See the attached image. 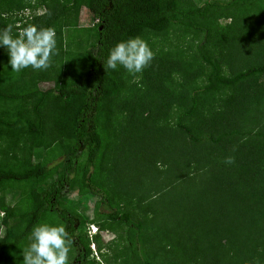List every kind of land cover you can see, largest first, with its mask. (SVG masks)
Returning a JSON list of instances; mask_svg holds the SVG:
<instances>
[{
  "label": "trees",
  "instance_id": "trees-1",
  "mask_svg": "<svg viewBox=\"0 0 264 264\" xmlns=\"http://www.w3.org/2000/svg\"><path fill=\"white\" fill-rule=\"evenodd\" d=\"M41 9L43 14H34ZM82 10L87 14L86 26L79 23ZM221 20L229 22L221 26ZM8 25L13 26L14 37L28 25L54 28L59 54L53 56L55 66L45 71L29 67L16 73L7 49L0 46V137L29 140L22 156L14 152L0 166V193L14 198L13 204L0 206V228L4 230L0 264H23V257L15 261L13 253L24 242L28 248L33 229L49 223L45 222L50 218L71 237L69 264H264V143L259 142L264 140V88L247 85L237 90L248 80L264 77V0H208L200 5L189 0H0V30ZM174 29L185 33L181 40L194 47L198 67L194 68V61L189 64L187 76L203 77L204 86L190 88L187 107L176 112L170 123L164 114L171 88L158 81L171 77L155 79L159 74H155L157 61L153 60L143 70L146 80L141 81L149 90L140 96L146 110L157 112L154 124L167 120L175 129L169 131L170 136L185 143L184 155L192 153L186 159L189 165H195L197 172L208 164L218 166L221 177L216 176L217 180L228 187L222 193L221 187L213 185L208 205L215 208V222L223 225L217 211L232 204L234 216L229 209L225 219L229 227L221 235L219 225L215 231L205 225V243L199 249L183 242L171 246L167 234L184 233L189 229L186 224L176 231V227L164 231L159 239L144 200L131 197L125 184H113L107 169L111 166L115 171L114 162L124 158L129 166L131 148L137 144L135 132L141 133L144 126L135 121L133 107L124 108L128 119L121 115L114 125L112 116L120 114L113 113L111 105L125 90V80L118 68L106 70L103 63L119 42L164 37ZM250 54L255 56L249 65ZM224 64L234 69L229 77L222 75ZM163 71L178 72L177 68ZM42 82L53 85L41 89ZM230 87L235 95L228 106L223 111L215 109L217 100L212 102V96ZM132 90L139 101V87ZM240 125H246L247 131L241 132ZM38 156L42 159L34 163L33 157ZM229 156L234 157L233 164L224 162ZM53 162L57 170L48 167ZM52 173H57L56 179L46 184ZM236 174L235 181L231 180ZM109 186L118 191L110 192ZM89 201H94L91 225H97L98 231H123L119 244L114 246L115 239L109 240L105 253L100 231L92 236L79 232L87 220L84 212ZM191 219L195 224L197 220ZM150 234H154L152 241ZM158 243L172 252L169 258L153 249ZM91 244L97 248L99 261L93 259ZM173 248L184 253L183 260L177 259ZM189 252L195 254L193 258Z\"/></svg>",
  "mask_w": 264,
  "mask_h": 264
},
{
  "label": "rangeland",
  "instance_id": "rangeland-1",
  "mask_svg": "<svg viewBox=\"0 0 264 264\" xmlns=\"http://www.w3.org/2000/svg\"><path fill=\"white\" fill-rule=\"evenodd\" d=\"M189 1L195 5H200L208 0ZM219 1L223 2L228 0ZM34 12V14L39 16L44 13V10L41 9ZM86 17L87 14H84V11L82 10L79 16V23L83 26L88 25ZM83 22H86V24ZM228 22L229 20H221L220 24L221 26H224ZM63 32L65 36H67V29H65ZM79 32L84 33V30H80ZM184 36L185 33H183L182 31L179 32L178 30L174 29L168 31L164 37L147 36L142 39L147 42L148 46L155 54L154 60L157 61V65H155V74H159L155 76V79L159 78L160 75H168V78L169 76L171 77L169 81L168 79H165L166 77H164L163 79L161 78L158 81V84H160L161 86H164L166 84V88H171L170 91L172 93V98L169 101V106L167 105L168 107L165 111L166 114L164 115L165 117H168L167 120H169L172 124L174 123V115H176L175 113L179 112L180 110H185V108L187 107V102L189 101V98L191 96L190 88L193 87L199 89L205 84V80L203 77H196V75H191L190 77H188L186 74V71L190 69L189 64H194L195 61L193 57L194 47L192 46V44L190 45L186 43V41L181 40ZM244 40L242 41L245 44ZM258 51L256 53H258ZM173 52H178L179 55L176 56L173 54ZM254 56L255 54H250L249 56H247L248 58L246 57L249 60V65L250 60ZM52 64L53 66H55L54 57H52ZM179 67L183 68L184 72H182ZM195 67H198V62L194 64V68ZM176 68L178 72L172 71L171 74H167V72L163 71L164 69L175 70ZM118 69L120 74L122 75V78H124L125 80V90L123 89L124 91L111 105V111L115 114H120L112 116L114 119V125L121 115L124 120L125 117H127V111L124 110V108L127 109L133 107V110L136 113V115L134 116L135 121H140L142 123V126H144V129L141 133L135 132L137 144L134 146V148H131V154L128 162L129 166H126V164L124 163L126 158H124L123 161L122 159L116 160L114 162V164L116 165L114 169L115 171H112L113 167L111 166L107 168L110 171L109 173L112 172L109 179L113 182V184L116 183V185H118L119 183L121 185L125 184L127 193L131 197L139 196L144 200L145 208L149 212L148 218L149 221H151L150 225L155 231L159 232V239L161 238L160 236H164V231L169 232V229L173 227H176L174 229L176 231L186 224L189 229L184 233L172 231L171 233L167 234L171 246H175L177 243L183 242L188 243V245L191 243L199 249L201 244L205 243L203 242L204 238L202 235V232L205 229L202 228L205 225L208 224V228L210 231H215L216 225H219V233L222 235L223 231L225 230H223V228L229 227V223H225V221L228 220L227 215L230 212L229 209L231 210V218L234 216V213L232 211V204H226L221 209V211H223V214H221V211H217L219 218L223 220L224 224L222 225V222H219V224H217L215 222V216L213 215L215 208L213 205H208V203L212 201L209 193L213 185L221 187L222 193H227L228 191V187L225 184H222V180H217L216 176L221 177L220 169L216 165L212 166L208 164L206 166L204 161H202V164H204L206 168L203 169L202 172H197V168H194L195 165L190 166V162L186 161V159H190L189 154L192 153L190 152L185 156V143L180 138L177 140L175 137L172 138L170 136L169 131L175 132V129L168 125L167 120H163L154 124L153 117L157 112L153 114V110L151 111L150 108L146 110V106L144 105L147 104H142V97L140 95H145L144 89L147 91L149 90L147 85L141 83L142 80H146L144 73H138L134 76L132 74H129L122 66H118ZM221 71L223 76L229 77L231 76L234 69L230 68L228 64H224ZM52 85V83L42 82L39 83L38 87H40L41 89H46L51 87ZM135 85L140 89L138 94L140 98L139 101L136 97L137 93H134V91L132 90V87ZM247 85L249 87L251 85L255 88L257 86H261L262 88H264V77H261L257 81L253 82L252 80H248L247 84L246 82L240 84L237 87V90L241 91L247 88ZM233 89L234 87L221 88L214 94V96H212V102L214 100H217L215 101V109L217 108L223 111L225 107L228 106L227 104H229L230 98L235 95ZM179 100L180 103H178ZM185 102L187 104H185ZM136 104L139 106H137ZM237 128H239L241 132L247 131L246 125H240ZM114 130L116 131V133H119V130ZM49 138L52 140L58 139L57 136H50ZM28 141L29 140L26 138L10 139L8 137H0V166H3L7 162H9L10 156L14 152H16L19 156H22L23 150L26 148L25 145L28 143ZM259 142L264 143V140L262 142L259 140ZM262 149H264V146L262 147ZM260 151L261 150H258L257 154ZM41 159L42 156H38L33 157L32 160L34 163H36ZM56 164L57 162L55 164L53 162L52 164H49L48 167H52L53 170H57V167H53ZM121 169L122 171H120ZM190 170H192L193 172H190ZM237 176L238 174L231 178V180L235 181ZM56 177L57 173H52L50 179H48L45 183L47 184L55 180ZM109 190L110 192L118 191L115 189V186H109ZM13 202L14 198L11 197L10 193H0V206L2 204H13ZM93 204L94 201H89L88 203H86L84 216L87 218V220L85 219L83 226L79 229L80 233L84 234V232H86L87 236H89V230H92L90 220H94ZM101 210L107 211L103 207ZM131 210L135 212L138 211V209L136 208H131ZM1 215L2 214L0 213V220ZM139 217L140 215L136 216V218ZM191 218H195L197 220L195 224H193ZM180 222H183L184 224H182L181 227H178L176 224H179ZM43 223L41 225H43ZM45 223H47V225L49 226H60L58 221L54 223V220L52 218H50L49 221L47 220ZM95 226L97 227V225L94 224L93 227ZM99 231V236L101 237V241L103 243L102 252L104 253L105 251H107L106 246L109 240L115 239L114 246H117L119 244L117 242V239L119 238L118 235H122L123 232H109L106 229H99ZM3 232L4 230L0 228V237H2ZM197 232L198 236H194V234L196 235ZM153 235L149 237L150 241H152ZM163 246L164 243L161 247L158 243L153 249L157 250L158 252H162L167 256V258H169L172 252L161 249ZM90 248L93 253V259L99 261V253L97 252L96 246L94 247L96 250L95 253L93 251V245H91ZM28 249L29 247H26L25 242L19 245L16 251L13 253L14 260L21 262V258L23 257L24 252H26ZM172 250L175 251L178 260H183L182 256L184 253H179V251L175 248H173ZM189 255L191 258H193L195 254L189 252Z\"/></svg>",
  "mask_w": 264,
  "mask_h": 264
},
{
  "label": "clouds",
  "instance_id": "clouds-1",
  "mask_svg": "<svg viewBox=\"0 0 264 264\" xmlns=\"http://www.w3.org/2000/svg\"><path fill=\"white\" fill-rule=\"evenodd\" d=\"M12 27L8 25L0 30V46L8 51L12 71L19 73L29 67L35 71L47 70L52 64V57L59 54L55 29H38L35 25H28L14 37ZM154 58L155 54L147 42L134 37L117 43L103 66L106 70H115L122 66L129 74L135 76L151 66ZM224 162L233 164L235 159L229 156ZM93 226L88 232L89 236L99 233L96 226L97 230L92 232ZM32 239L29 249L23 254V264H69V245L72 240L63 225L36 226L32 231ZM91 245L95 253L94 244Z\"/></svg>",
  "mask_w": 264,
  "mask_h": 264
},
{
  "label": "built area",
  "instance_id": "built-area-1",
  "mask_svg": "<svg viewBox=\"0 0 264 264\" xmlns=\"http://www.w3.org/2000/svg\"><path fill=\"white\" fill-rule=\"evenodd\" d=\"M96 230H97V229L94 227L92 232L94 233V231H96Z\"/></svg>",
  "mask_w": 264,
  "mask_h": 264
}]
</instances>
